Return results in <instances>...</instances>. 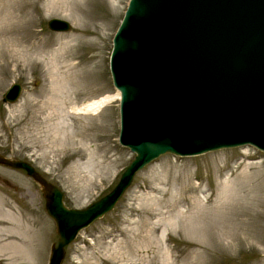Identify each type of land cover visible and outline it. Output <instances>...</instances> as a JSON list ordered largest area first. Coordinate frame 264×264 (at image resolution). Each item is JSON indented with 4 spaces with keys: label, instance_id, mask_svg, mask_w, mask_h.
<instances>
[{
    "label": "rangeland",
    "instance_id": "374dc122",
    "mask_svg": "<svg viewBox=\"0 0 264 264\" xmlns=\"http://www.w3.org/2000/svg\"><path fill=\"white\" fill-rule=\"evenodd\" d=\"M126 2L0 0V156L29 162L60 189L66 207L107 194L133 157L117 142L118 97L108 69ZM51 18L69 29L49 30ZM65 64L75 65L67 76ZM50 74L63 80L54 83ZM14 83L17 99L3 102ZM106 96L113 98L94 113L70 111ZM0 196L28 227L30 264H47L57 235L39 186L22 169L0 164ZM61 264H264V151L246 144L156 157L63 248Z\"/></svg>",
    "mask_w": 264,
    "mask_h": 264
},
{
    "label": "water",
    "instance_id": "95a60500",
    "mask_svg": "<svg viewBox=\"0 0 264 264\" xmlns=\"http://www.w3.org/2000/svg\"><path fill=\"white\" fill-rule=\"evenodd\" d=\"M55 32L67 21L51 18ZM108 69L118 91L117 142L133 153L115 186L82 208L24 160L0 156L40 188L61 264L79 230L110 211L134 173L156 157L250 144L264 151V0H127L111 38ZM19 84L1 100L14 102Z\"/></svg>",
    "mask_w": 264,
    "mask_h": 264
},
{
    "label": "bare ground",
    "instance_id": "6f19581e",
    "mask_svg": "<svg viewBox=\"0 0 264 264\" xmlns=\"http://www.w3.org/2000/svg\"><path fill=\"white\" fill-rule=\"evenodd\" d=\"M60 51H61V48L56 49L54 53L56 59L59 57L58 53ZM64 61L67 62L65 59ZM74 66H75L74 64H65V66H63L67 68V70L64 72L66 76L69 70H72V69L74 70L75 68ZM50 78H51V81L54 83H56V81L63 80V78H60L59 76L58 77L53 76L52 74H50ZM118 95L119 94L117 91L115 94V97H118ZM109 98L110 96H106L105 98H101L95 102H84L78 106H75L72 104L70 105L69 108H70V111L74 113H85L88 111L89 112L93 111L94 113V110L96 111L97 107L100 106L106 100H109ZM158 177L159 176H157V179ZM8 203L6 204L4 198L2 199L0 196V264L34 263V260H33L34 253L32 249L33 244L30 240V236H28V227L25 223L21 221V219H19L15 215V213L13 212V209L10 206H8Z\"/></svg>",
    "mask_w": 264,
    "mask_h": 264
}]
</instances>
